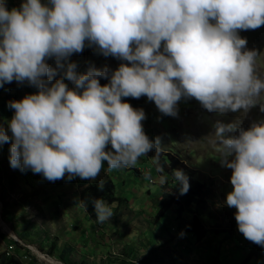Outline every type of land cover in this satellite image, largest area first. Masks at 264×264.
<instances>
[{
  "label": "clouds",
  "instance_id": "obj_1",
  "mask_svg": "<svg viewBox=\"0 0 264 264\" xmlns=\"http://www.w3.org/2000/svg\"><path fill=\"white\" fill-rule=\"evenodd\" d=\"M261 26L264 0H23L11 10L0 0V88L27 81L39 90L8 105L15 114L7 130L0 127V144L11 142V167L50 182L66 175L94 181L104 162L111 172L153 150L159 155L160 139L144 131V110L122 98L146 96L170 117H178L182 99L220 115L257 106L264 113L258 52L239 34ZM86 46L127 63L111 74H79L69 58ZM58 70L64 78L53 83ZM101 77L109 83L102 86ZM213 127L221 165L232 170L226 206L236 209L244 238L264 247V120L248 130L219 121ZM173 176L186 194L188 177L182 170ZM94 205L98 223L113 216L115 205Z\"/></svg>",
  "mask_w": 264,
  "mask_h": 264
},
{
  "label": "rangeland",
  "instance_id": "obj_2",
  "mask_svg": "<svg viewBox=\"0 0 264 264\" xmlns=\"http://www.w3.org/2000/svg\"><path fill=\"white\" fill-rule=\"evenodd\" d=\"M6 2L11 10L19 8L23 0ZM239 34L247 39V50L258 52L257 72L264 77V26ZM69 62L77 64L79 74L105 68L111 74L121 63H127L112 56L105 57L95 47L87 46L82 53L73 54ZM47 63L52 68L57 67L55 59ZM61 72L64 70H58L57 75ZM99 80L102 86L109 83V79L103 77ZM64 82L69 84L70 90L75 88L71 81ZM38 91L27 81L4 84L0 88V118L8 125L15 114L14 109L4 105L6 95H15L16 101H21ZM122 101L144 110V131L150 140L160 139L161 150L159 155L153 150L142 156L134 167L106 170L96 180H90L94 184L112 180L117 196L126 200L120 206L112 204L115 205L113 216L103 223L97 222L96 211L91 215L81 208L80 188L69 181L67 175L50 182L31 170L13 169L10 147H7L11 142L0 144L1 219L11 228L8 232L0 224V257L12 255L22 264H56L59 261L62 264H129L128 260H135L137 264H262L261 260L249 259L248 252L258 245L245 239L238 229L234 232L235 241L222 240V236L213 233L215 228L225 227L228 218L236 213L235 208L226 206L227 194L233 190L232 170L221 165L223 156L213 126L219 121L235 123L248 130L254 122L264 120L259 106L247 113L220 115L208 112L195 99H182L178 103V117H170L160 113L146 96L122 98ZM261 102H264V93ZM229 135H238V132ZM172 164L178 167L175 170L184 169L183 173L189 174L194 181L205 183L216 195L214 211L218 220L202 218L209 232L201 242L185 233L192 217L188 212L177 215L178 206L172 207L156 222L157 201L163 186L178 188L174 176L169 174ZM108 238L110 242H106ZM236 243L245 252L237 248ZM260 249L264 253V247ZM43 255L55 263L44 261ZM82 255L95 258L91 260ZM99 255L100 261L97 260Z\"/></svg>",
  "mask_w": 264,
  "mask_h": 264
},
{
  "label": "trees",
  "instance_id": "obj_3",
  "mask_svg": "<svg viewBox=\"0 0 264 264\" xmlns=\"http://www.w3.org/2000/svg\"><path fill=\"white\" fill-rule=\"evenodd\" d=\"M47 3V2H46ZM64 78V72H61L59 75L55 76L54 81ZM67 80L66 78L64 81ZM4 105L9 107V103L11 101H16L15 95H6L4 98ZM1 100V98H0ZM0 127H4L6 130L8 129V125L0 118ZM8 134L11 136L10 130H8ZM7 147H11L8 146ZM178 166V165H177ZM105 172L107 169V162H104ZM176 165L172 164V169L169 171L171 175H173V170L177 169ZM184 171V169L179 168ZM135 173L139 175V171L135 170ZM189 181V191L181 195L180 188L182 185L178 183V188L175 189L171 185H164L163 190L161 192L160 197L158 198L157 205L159 211L157 212L156 222L164 216L166 212H168L172 207L178 206L176 209L177 215L188 212L191 214V221L186 228L185 233L191 234L197 241H203L209 230L204 225L202 218L206 217L211 220L217 222L218 217L215 215L214 207L216 206V195L214 194V190H212L205 183L194 181L191 179L189 174L186 175ZM73 184L80 188L79 191V202L82 209L86 211L88 214L95 213V205L94 202L96 200H104L108 205L117 204L120 206L126 200L117 196L116 194V186L112 180H106L103 182V190L100 189V184H94L90 182V180H81L79 177H76L71 180ZM236 213H234L230 219L228 218V224L224 226H220V228H215L213 233L218 236H222V240H233L235 241V230L238 229V225L235 219ZM216 224V223H213ZM222 234V235H221ZM12 241V240H11ZM13 244H17L15 241H12ZM237 248H240L245 252V249L241 248L236 243ZM261 250V251H260ZM261 252V253H260ZM55 254V253H54ZM249 259H258L261 260L262 264L264 262V253L263 249H260V246L257 249H251L248 252ZM60 258L64 260L63 255H60ZM219 261V260H218ZM0 264H22L20 261L16 260L12 255H1ZM66 264V263H64ZM69 264V263H68ZM214 264V263H213Z\"/></svg>",
  "mask_w": 264,
  "mask_h": 264
},
{
  "label": "crops",
  "instance_id": "obj_4",
  "mask_svg": "<svg viewBox=\"0 0 264 264\" xmlns=\"http://www.w3.org/2000/svg\"><path fill=\"white\" fill-rule=\"evenodd\" d=\"M91 215H93V214H91ZM107 237H108V235H107ZM106 242H110V239L108 238V239L106 240ZM86 244L88 245L89 242H87ZM82 256H85L86 258H90L91 260H93V259L95 258V257H92V256H90V255H82ZM101 258H102L103 260H106V257H105V256H102ZM97 260L100 261V255H99V257H97ZM97 260H96V261H97ZM128 262H129V264H137L135 260H128ZM128 262H127V263H128ZM116 264H118V263H116ZM154 264H156V263H154Z\"/></svg>",
  "mask_w": 264,
  "mask_h": 264
},
{
  "label": "bare ground",
  "instance_id": "obj_5",
  "mask_svg": "<svg viewBox=\"0 0 264 264\" xmlns=\"http://www.w3.org/2000/svg\"><path fill=\"white\" fill-rule=\"evenodd\" d=\"M69 85V84H68ZM72 86H73V84H72ZM0 224L5 228V230H7L8 232H11V228H9L3 221H2V219H1V205H0ZM13 234V233H12ZM39 254V253H38ZM43 254V253H42ZM43 256H46V255H43ZM42 258V257H41ZM43 259V258H42ZM44 261H46V262H49V261H47V260H44ZM55 261V260H54ZM57 264V263H56Z\"/></svg>",
  "mask_w": 264,
  "mask_h": 264
},
{
  "label": "built area",
  "instance_id": "obj_6",
  "mask_svg": "<svg viewBox=\"0 0 264 264\" xmlns=\"http://www.w3.org/2000/svg\"><path fill=\"white\" fill-rule=\"evenodd\" d=\"M43 260H47V261H49V262H51V263H55V262H53L51 259L49 260V259H46V257L45 256H43ZM57 264H62V262H56Z\"/></svg>",
  "mask_w": 264,
  "mask_h": 264
}]
</instances>
